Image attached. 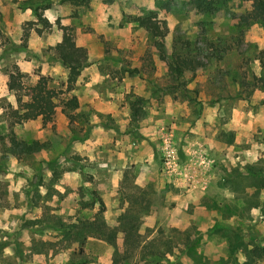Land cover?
Here are the masks:
<instances>
[{"label": "rangeland", "instance_id": "rangeland-1", "mask_svg": "<svg viewBox=\"0 0 264 264\" xmlns=\"http://www.w3.org/2000/svg\"><path fill=\"white\" fill-rule=\"evenodd\" d=\"M191 1L0 0V264H155L151 249L166 256L158 264H264L247 256L264 245V31L244 23L246 2L204 14L188 11ZM149 14L167 29L162 54L160 40L132 21ZM60 27L87 51L69 90L54 51ZM172 54L202 67L177 77ZM11 74L24 86L47 79L57 94L51 123L14 126L18 141L48 144L25 158L7 140L8 114L22 95L7 90ZM92 80L97 101L85 92ZM72 97L75 110L65 107ZM161 128L183 165L200 141L215 162L205 189L194 191L201 197L183 207L158 187L184 192L161 174ZM135 142L143 156L147 147L153 153L154 183L143 188L135 185L141 164L128 153ZM105 152L123 172L115 193L97 189L109 180ZM124 218L138 225L125 233Z\"/></svg>", "mask_w": 264, "mask_h": 264}, {"label": "trees", "instance_id": "trees-1", "mask_svg": "<svg viewBox=\"0 0 264 264\" xmlns=\"http://www.w3.org/2000/svg\"><path fill=\"white\" fill-rule=\"evenodd\" d=\"M230 0H193L191 1L187 9L190 12L195 13H210L215 12L223 8ZM249 4V10L244 15V23L246 24H258L264 31V0H240ZM37 19L44 27H50L47 21L41 16L37 15ZM133 23H136L139 27L145 29L154 39H159L160 42H156V47L160 54L163 53L162 40L167 34V29L164 23L156 21L154 14H149L146 17L132 18ZM62 32L61 41L58 43L54 51L61 65L68 70V78L66 81L68 90L76 83L81 75L82 70L86 66L87 51L85 48L76 46L74 39L67 27H60ZM262 58L260 59L262 67V75L259 80L260 83L264 82V51L260 53ZM202 67L201 64L194 62L192 59L183 58L179 55L172 54L171 61L169 62V69L174 72L175 76L182 77L184 70L193 73L198 68ZM188 69V70H187ZM22 76L19 74H11L7 83V90L9 92H20L22 95L16 100V108L11 109L8 114L7 132H8V143L11 154L25 158L33 154L46 150L48 148L47 143H41L38 141H32L30 143L20 142L16 139L14 134V126L20 125L27 121L40 120L43 125H47L52 122L57 108L56 100L57 94L54 90L48 88V80L44 78H38L37 82L31 86H24L21 82ZM79 106L76 97L70 98L66 103L65 107L68 109L75 110ZM225 172V171H224ZM223 176H229L226 172ZM90 196L100 206L102 202L100 198L92 192ZM123 232L128 233L127 228H131L134 225H138L137 222L133 224L129 218H124ZM103 223V222H102ZM104 224V223H103ZM175 234H180L177 230H172ZM183 236L187 238V234L184 231ZM189 238V237H188ZM177 240V238H176ZM180 240V239H178ZM108 243L114 241L113 238H107ZM106 241V242H107ZM181 241V240H180ZM196 242V238L192 239L191 244H186L187 248L185 251L191 248ZM257 242V241H256ZM258 245V246H257ZM256 247L251 250L248 257L252 258H264V245L259 246L257 243ZM261 245V243H260ZM134 247V246H133ZM167 249V247H166ZM168 253L172 254V250L168 246ZM160 252L151 249L148 252L149 257L152 258V262L158 264L160 261L165 260L166 256L159 254Z\"/></svg>", "mask_w": 264, "mask_h": 264}, {"label": "built area", "instance_id": "built-area-1", "mask_svg": "<svg viewBox=\"0 0 264 264\" xmlns=\"http://www.w3.org/2000/svg\"><path fill=\"white\" fill-rule=\"evenodd\" d=\"M201 143L189 162L182 164L174 146L173 136L161 128V174L168 183L183 189L185 193L204 190L207 185V171L213 169L214 161L208 160Z\"/></svg>", "mask_w": 264, "mask_h": 264}, {"label": "crops", "instance_id": "crops-1", "mask_svg": "<svg viewBox=\"0 0 264 264\" xmlns=\"http://www.w3.org/2000/svg\"><path fill=\"white\" fill-rule=\"evenodd\" d=\"M91 84H93V80L87 84V86H86L87 88H86L85 92H86V94H88L90 99H92V101H95L93 99H96V101H97L99 94L93 90V87H91V90L89 89ZM106 96H109L108 90H106ZM98 103H100V108H102L104 110L109 109L108 114H111L113 117L112 113H115V110L106 106L107 105L106 103L99 102V101H98ZM139 132L142 133L143 131L139 130ZM135 143H134L135 147H136V148H134L135 152H133V153L128 152V153L130 154L129 157L131 159H133L136 163L140 162V164H141L139 172L138 171L135 172L136 173L135 185H139V187L143 188V187L150 185V182L154 179V176H151V174L148 171V169H150L151 163L154 162L153 153H152V150H150L147 147V151H145V156H143L141 151L139 150V143H137V142H135ZM200 143H201V141H200ZM106 154H109V155L106 158V162H105L104 167H103V172L105 174V177H108L109 180L106 182H104V181L99 182L97 189L99 191L104 190L103 192H105V193H109V192L115 193L118 185H120V182H122L123 172H120V170H118L112 166L113 165L112 163L114 162L113 154H110V153H106ZM88 156L90 157L91 155H88ZM93 159L94 160L96 159L95 156H93ZM144 159H145V162H144ZM146 163H148V165H146ZM153 183H154V180H153ZM158 187L160 189V192L167 194L172 199V201H177V205L178 206L181 205V207H183L184 205H187L188 203L194 202L195 198L201 197V195L200 194L197 195L196 192L170 193V191H168V189L163 185L162 182L159 184Z\"/></svg>", "mask_w": 264, "mask_h": 264}]
</instances>
